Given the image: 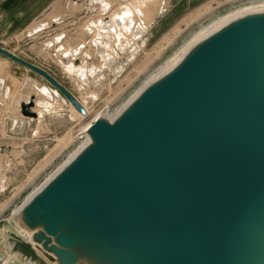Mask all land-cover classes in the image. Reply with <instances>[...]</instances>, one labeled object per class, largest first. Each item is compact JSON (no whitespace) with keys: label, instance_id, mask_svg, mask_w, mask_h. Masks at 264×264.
<instances>
[{"label":"water","instance_id":"water-1","mask_svg":"<svg viewBox=\"0 0 264 264\" xmlns=\"http://www.w3.org/2000/svg\"><path fill=\"white\" fill-rule=\"evenodd\" d=\"M0 55L85 115L49 73ZM102 118L94 144L24 210L31 231L44 225L34 245L4 235L14 264H85L76 248L90 240L144 264H264V13L207 38L121 116Z\"/></svg>","mask_w":264,"mask_h":264},{"label":"rangeland","instance_id":"rangeland-1","mask_svg":"<svg viewBox=\"0 0 264 264\" xmlns=\"http://www.w3.org/2000/svg\"><path fill=\"white\" fill-rule=\"evenodd\" d=\"M97 1H58L53 10L38 18L26 31L8 32L0 36L1 47L49 73L90 112L83 118L63 96L54 93L55 89L45 79L4 57L5 62L0 65V247L5 250L0 254V264H4L8 258L3 246L4 235L15 232L26 238L19 233L20 216L12 218L13 209L86 139V133L82 131L86 124L99 114L102 117L112 114L127 102L203 27L238 8L264 2H126L123 6L128 4L143 12L142 20L135 14L134 22L145 28L142 38L131 42L140 46L133 60H130L128 55L135 46L124 53L116 51L118 46L115 43L104 53L97 31L100 20L119 11L122 5L118 0H110L112 12L107 14L103 11L110 10V7H102ZM139 1H143L144 5ZM123 6L121 11L110 16L122 12ZM129 39V34L123 35L121 43ZM79 48L81 51L78 53ZM72 51L78 55L71 58L69 63L67 54L66 60L61 54ZM106 54L113 58L110 63ZM70 64L80 70L70 75L64 68V65ZM118 66L122 69L114 70ZM81 69L89 78L88 83L78 78ZM93 76L98 78L94 81ZM43 89H46V93ZM91 94L96 96L93 102L89 101ZM25 111L31 114L26 116ZM21 262L28 261L20 257V262L16 263Z\"/></svg>","mask_w":264,"mask_h":264},{"label":"bare ground","instance_id":"bare-ground-1","mask_svg":"<svg viewBox=\"0 0 264 264\" xmlns=\"http://www.w3.org/2000/svg\"><path fill=\"white\" fill-rule=\"evenodd\" d=\"M120 1L126 3L131 0H120ZM139 3L142 6L144 5L143 1H139ZM123 9L124 10L122 12L118 14H114L113 16H110L105 20L101 21L100 24L98 25L97 31L103 42L102 50L104 51V53L112 44L115 43H117L116 46H118L117 47L118 50L116 51L124 52V53L127 52L128 50H131L135 46L128 55V58L131 60L133 56L136 54V52H138V48L140 46V45L136 46L135 44L133 45L131 42H133L134 40L135 41L140 40L145 32V28L140 24L141 22H138L140 24L138 26L137 23L134 22L135 14L139 18V20H142L143 12L141 10H136L134 7H129L128 4L126 6H123ZM254 13H264V2L256 5L253 4L250 6H244L238 8L237 10L231 12L230 14H227L219 18L218 20H214L209 25L203 27L200 32L192 36L190 40H188L178 51H176L173 54V56L163 66L160 67L157 74L149 77L138 88V90L131 96V98L127 102L121 104L112 114L106 116V118L104 119H108V121L112 122L113 119L117 118L118 116H121L126 111V109H128V107L145 92V90L148 87L160 81L166 75H168L173 70H175L202 42L206 41L207 38L220 32L222 29L239 21L240 19H243ZM127 34L130 35V39L127 40L124 44H122L121 41L123 35L127 36ZM66 54H67L66 57L68 58L70 63L72 57L71 52H66ZM106 56L108 57L107 60L110 63L113 58H111V55L109 54H106ZM64 68L70 75H73L75 71L80 70L76 66H74V64L64 65ZM121 69H122L121 66H118L114 70H121ZM82 71L83 69H81L78 78L81 79L84 83H88L89 78H87ZM97 78L98 76H93L94 81ZM55 90L53 91L57 96H59V94L62 96V94L58 90L56 91ZM42 91L46 93V89H43ZM89 98H90L89 101L93 102L96 96L91 94ZM69 104L72 106V108H74L70 102ZM74 110L76 109L74 108ZM84 110H85V115L80 113L83 118L90 114L89 109L86 106H84ZM100 119H103L101 114L95 116L88 124H86L82 128L83 133H86V139L68 156V158L65 160L63 164H61L52 174H50L38 187L33 189L32 192H30L24 198V200L19 206L13 209L12 218L18 215L20 216L23 215L24 210L27 207H30V205L38 197V195H40L44 191V189L58 175H60L68 166H70L75 160H77L85 151H87L94 144V139L90 135L89 131L93 126V124ZM21 217L22 219L19 225L20 226L19 233L24 235L28 239V241H30L34 245L35 241L33 240V235H35L39 231H44V225L41 221H38L37 226L33 228L31 231L29 224L27 222L29 221L31 223V219L29 218L27 219L26 216L24 215ZM76 252L79 255L81 261L84 262L85 264H144L141 260H139L135 256L133 257L132 255L116 253L113 249L104 246L97 247L94 244V241L92 240L82 242V246H78L76 248ZM6 253L8 254V258L7 260H5L4 264H7L8 262L13 263L16 261L17 258L16 254L10 252H6ZM21 264H32V263L21 262Z\"/></svg>","mask_w":264,"mask_h":264},{"label":"crops","instance_id":"crops-1","mask_svg":"<svg viewBox=\"0 0 264 264\" xmlns=\"http://www.w3.org/2000/svg\"><path fill=\"white\" fill-rule=\"evenodd\" d=\"M58 1L59 2L61 1L60 3H62L65 0H0V36L3 33L5 34L8 32L15 33V32L26 31L38 18L47 14L49 11L53 10L54 6L56 5ZM118 1L122 6L125 4L124 2L120 0ZM133 1L134 0H131L129 2L132 3ZM104 2H106L107 4L105 3V5H102L104 4ZM109 2L110 0H98L97 1V3H99L100 6L102 7H106V6H108V8L110 7V10L107 9V11H103V12H107V14L109 12H112L111 3ZM121 8L119 9V11H121ZM119 11H114V12H119ZM111 14H109L108 16L105 15L100 21L105 20ZM80 51H81L80 48L77 49V52H80ZM77 52L72 51L71 58H73L74 56L77 57L78 55ZM62 55H64V58L66 60L67 59L65 57L66 53H62L61 56ZM4 62H5L4 56L0 57V65L4 64ZM3 250L5 249H2L0 247V254L1 252H3ZM6 256L8 257L7 253H6ZM1 261H3V259Z\"/></svg>","mask_w":264,"mask_h":264}]
</instances>
